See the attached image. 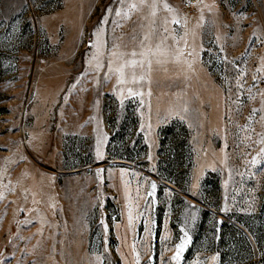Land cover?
<instances>
[{"label": "rangeland", "instance_id": "obj_1", "mask_svg": "<svg viewBox=\"0 0 264 264\" xmlns=\"http://www.w3.org/2000/svg\"><path fill=\"white\" fill-rule=\"evenodd\" d=\"M182 2L0 0V264H264V0Z\"/></svg>", "mask_w": 264, "mask_h": 264}, {"label": "snow or ice", "instance_id": "obj_2", "mask_svg": "<svg viewBox=\"0 0 264 264\" xmlns=\"http://www.w3.org/2000/svg\"><path fill=\"white\" fill-rule=\"evenodd\" d=\"M116 2H118L121 5V8L117 9L116 11V15L117 16H123L124 18H129V14L131 11L136 10L137 8L141 7V5L139 4H131L128 5L127 9L124 8V3L125 0H116ZM150 7L153 9V11L151 12V15L155 16V4L150 5ZM165 8L170 9V6H168L167 4L164 5ZM108 13L112 12V8L109 7L107 9ZM174 23H178V21H173ZM102 23H104V21H102ZM179 41L177 40L176 43H178ZM163 43V42H161ZM113 47H119L118 45H116L115 43L113 44ZM139 48L140 51H136L133 50L131 53H110V57L114 56V55H119L120 58H124V57H130V59H124V62L120 65V67L116 68V69H111L110 71H114L116 73L119 74L120 83H124L125 82V69H131V79L133 83L142 81L145 76L143 74H141L139 76V78L137 79V73H136V69L139 68L141 69V72H150L152 70V65H153V59L151 57H157V54L159 53L160 55H166V50L161 48V44H157L155 47V50H153L150 46V37L148 35L144 36V38L140 41L139 43ZM149 53H151V57L148 55ZM97 54L93 55V59H96ZM137 57H139V59H137ZM178 59V57H177ZM165 61H162L161 59L157 58L155 59V63L156 64H162ZM111 58L109 59V64H111ZM101 67L100 64H97V68ZM106 79L108 78L107 76L105 77ZM131 91V90H130ZM254 112L256 111L255 109L253 110ZM262 151H264V149H262ZM256 161L253 160V163H255ZM156 185L152 184V189L155 190ZM151 195V193H150ZM103 223V222H102ZM185 235H187V233H185ZM186 244L185 242H182L181 244L177 245V249H176V253L175 255L171 258L174 261H179L180 259V254L182 252V250L184 249ZM135 261L136 264H139V255L137 254V256L135 257Z\"/></svg>", "mask_w": 264, "mask_h": 264}, {"label": "built area", "instance_id": "obj_3", "mask_svg": "<svg viewBox=\"0 0 264 264\" xmlns=\"http://www.w3.org/2000/svg\"><path fill=\"white\" fill-rule=\"evenodd\" d=\"M195 3V0H183L182 6L184 8H189Z\"/></svg>", "mask_w": 264, "mask_h": 264}]
</instances>
